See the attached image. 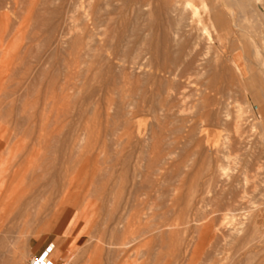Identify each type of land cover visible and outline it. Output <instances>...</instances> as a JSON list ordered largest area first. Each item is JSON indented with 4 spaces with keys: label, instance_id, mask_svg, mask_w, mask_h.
<instances>
[{
    "label": "rangeland",
    "instance_id": "obj_1",
    "mask_svg": "<svg viewBox=\"0 0 264 264\" xmlns=\"http://www.w3.org/2000/svg\"><path fill=\"white\" fill-rule=\"evenodd\" d=\"M162 1L165 2L162 3ZM166 1L169 3L167 6L165 5ZM186 1L0 0V14H6L9 19L8 27L4 33H2L0 27V227L1 230L4 228L9 232L6 236L4 235L5 244L9 241V245L8 243L6 245L8 248L3 250L7 254L3 251L0 252V264H14V255L12 256L9 247L15 246L14 243L17 241L18 245H16L17 249L15 251L20 249V251L16 252L21 253V260L18 264H32L35 260L37 262L50 249H52L50 254L52 260L50 262L53 264H74L76 261L77 264H80V262L83 264H105L106 262L109 264H190L189 259H191L196 246H199L200 249H198L197 254H194V264H264V240L262 239L264 238V0H220L221 2L216 0V5L223 11V17L227 21L228 26L223 44L221 46L218 43L215 44V49L219 46L221 47L218 49H220V54L222 53L221 60L223 63L225 62L223 59L224 55L225 60H228L227 63L221 64L222 68L226 64L224 69H219L222 61L220 63L219 61L216 62L217 64L214 63V49L207 52L209 50H206L205 46L197 47L195 45L191 26H193L192 24L195 25L194 22L196 20L190 19V10H188L189 12L187 10L184 11L183 8ZM198 1L191 0L190 2L196 8L197 6L201 8H197V11L199 10L200 16L206 20V12L204 10H209L213 6V3L211 6L210 2H214V0H205L207 4L205 3L204 5H208L207 9L201 4L202 2ZM170 2L173 4H170ZM95 4H98V6H95ZM170 5L174 6H172L171 11L169 10L171 13H168L169 11L167 12L166 9ZM96 7L98 13L94 11ZM161 8L162 11H160ZM203 8L204 10H202ZM222 8L227 12H224ZM92 11L93 16L98 14V17L95 16L93 19ZM117 11H120V13ZM173 11H176V13ZM184 14L188 23H185L187 21H185ZM101 15L103 18H101ZM99 18L101 19L100 22ZM106 18L107 20L112 18L113 21L107 25V20L106 23L103 22ZM180 18H183V20L185 18V20L183 21ZM94 22H97V24H94ZM189 22H192V24ZM230 22L235 26L230 24ZM184 29H188L187 32ZM135 31L140 32L137 33ZM165 31L170 38L169 42H167L169 56L172 61L178 62L175 67L181 65L183 61L190 58L192 53L195 54L196 52L202 53L200 60H208L205 66L203 60L200 62H203V67L206 69L201 66L202 70L198 69L193 72L191 76L194 73L196 75L191 79H189L191 76L189 78L187 76V81L186 77L177 78L178 73L175 78L173 77L174 75L170 77L169 74H159L156 76L157 88L156 86L154 87V81H151V83L154 82L152 85L150 82L147 83L153 73L150 66V42L154 41V44L158 43L156 45H161ZM189 33H191L190 35L193 39L190 38ZM138 36L139 38H137ZM109 37H111V40ZM232 37L235 38L232 39ZM71 39L75 40V44L80 40L78 42L80 44L77 43L75 45ZM181 39L185 43L183 42L179 46L182 42ZM94 40L96 41L94 42ZM188 41L191 42L188 43ZM190 43H193V45H190ZM225 43L228 50L225 48ZM192 46L195 47L192 48ZM179 50H184V54H187V52L191 54L189 56L185 54V56ZM116 51L120 52L117 53ZM255 52L258 53L256 54ZM125 59H127L128 63ZM172 61H168L167 64L173 68L174 65H171ZM208 64L210 67L212 65V67L210 68ZM228 67L232 69L238 67L240 71L237 74L235 69L232 70ZM227 69H229L228 72ZM225 70L228 74L220 75L222 71V74H225ZM230 70L232 71L230 72ZM109 71L112 73L108 74ZM197 71H200L198 76ZM213 73H217L216 76L218 78ZM109 75L111 79H109ZM227 75L229 76L227 77ZM238 75L239 77H237ZM159 78H161L162 83L158 80ZM206 78L207 80L210 79V81L208 80L210 84L209 91L207 89L208 84L204 83ZM179 79L182 81L180 80V82ZM213 79L214 81H212ZM218 79H221V81L217 83L216 88H213L211 84L214 85L213 82L215 80L218 81ZM222 79L225 81H222ZM222 82H224L223 85L225 86L219 84ZM167 83L170 84L168 85ZM178 83L180 84L178 85ZM159 85L162 86L163 92ZM137 86H144L142 90L146 86L148 89L151 88V91L147 95L145 94L148 91L147 89L144 90V93L143 91L139 93L141 91L137 89L140 90V87ZM204 86L208 93L214 91L213 89L216 90L208 95L203 89V91L201 90V88L205 89ZM86 87H88L87 90H85ZM210 87L212 90H210ZM154 90L156 91L153 96L151 92L153 93ZM206 94L207 99H210L211 102L204 97L206 99L204 103L207 104L206 102H208V107L212 106V108H206L203 104L204 108L201 103L200 96H206ZM142 95L144 100L141 98ZM152 96L155 100H153ZM157 98L158 100L156 101ZM141 99L145 101V104ZM197 99H200V102ZM151 100L152 102H150ZM78 104L79 106L77 107ZM81 105L84 106L82 107ZM240 109H242V113L239 111ZM81 110L82 113L80 112ZM212 110L215 111H213L215 114H213ZM239 114H241L240 117ZM82 115L83 119H81ZM57 116L59 117L57 118ZM165 117L168 118L166 119ZM80 119L81 123L79 122ZM63 120L68 121L71 125ZM164 126L166 131L163 128ZM157 127L161 130L160 132H158ZM190 128L195 130L194 133L190 132ZM127 130H129L128 133L131 136H129ZM157 132L163 134V136ZM153 133H156V137ZM66 134L69 135L67 136ZM177 137L181 138L178 140ZM182 137L187 138L182 139ZM65 139L66 145H64ZM136 143L138 144L136 145ZM193 146L195 147L193 148ZM123 148L127 150L132 148L131 150L134 152ZM81 154L85 155L86 158L90 157L91 160L88 158L90 167H92L94 172L98 171V179L100 181L106 179L107 174L111 172L112 166L116 162H119L120 165L122 164L115 167L116 170L114 169L115 175L120 174L121 176L118 175V179L114 175L116 179L114 182L117 185H115L116 183L113 184L116 187L119 185L122 190L127 188L128 184L132 182V177L136 180L134 182L137 183L138 181V184L146 179L148 181L152 180L151 182L149 181V189L147 188L148 190L146 189L144 192L146 196H141L140 198L145 203H143L145 206L138 205V207L141 209L143 206L146 215L143 218L141 217L143 223L137 224L135 233L131 232L133 239L128 237L130 233H128L129 235H120V231L122 233L123 228L125 229L122 225L128 224L125 221L129 220H126L125 217H128L127 215L130 216L133 210L139 211V209L135 207L132 210V208L130 209L132 206H129V208L125 206L127 209L123 208V202L120 206L117 204L118 202L107 203L105 204V206L108 205L107 210L104 208L105 206L103 208L98 206L101 210L98 209V214H96L98 216L94 218V223L90 226L84 221L83 217L81 221L78 219L80 202L70 201L65 203L62 206L63 208L65 207L64 210L61 207L56 217L51 216L56 204L47 203V201L45 202L41 199L30 204L26 210H23L24 195L28 190L30 191V186L33 185L34 180L31 181L32 175H41V180L45 181L47 168L54 159L69 161L70 164L66 162L68 163V168L70 166L74 168L78 159L75 163L74 160ZM156 154L159 155L158 166L164 168L159 169L157 166L158 169L156 168L154 174L152 167L148 169L150 166L148 167L146 164L148 162L152 163L151 160ZM183 157L184 159H182ZM124 159H127V164L124 163ZM162 160L164 161L162 162ZM168 165H170V168L167 167ZM39 167L44 169L43 174L42 170L35 173L32 172ZM175 167L177 168L174 169ZM118 169L123 174L121 171H117ZM168 169L170 170L169 172ZM148 172L150 175H147ZM133 173L135 176H133ZM3 178L8 181H5L6 183L2 182ZM140 178H143L142 181ZM184 179L185 182L183 181ZM163 180L165 181L163 182ZM174 182L178 184L176 185ZM179 183L182 184V187ZM157 185L160 187L157 188ZM150 190H159V193L157 191L149 192ZM176 190H178L177 194L178 192L181 194L177 195ZM163 193L165 194L163 195ZM193 193L195 195H192ZM186 194L190 195V197L188 198ZM174 196H179L178 199L183 198L179 199V202ZM192 196L194 198L191 201ZM171 199L178 201L177 204L179 205L170 202L173 201ZM160 203L162 206H160ZM184 206H187L186 208L188 209L184 208ZM112 207L115 210L120 208V211H122V208L126 209L123 210V216L120 213L118 217L121 218L114 222L110 216L112 210L109 211L110 208L113 209ZM168 207L173 208L170 209ZM168 209L170 210L168 211ZM173 209L178 212L171 211ZM92 213L93 209L88 207L86 215L90 216ZM106 213H108V216ZM186 213L189 215L186 216ZM102 215L106 217L103 218ZM156 215L157 217H155ZM100 216L102 217L100 218ZM108 218L113 225L117 222V230L120 229L117 232L120 235L119 237L116 234L114 235L117 237L113 236L111 232L113 225H111V222L110 226L105 225V223L109 224V222H106ZM127 219H130V217ZM187 221L191 224L187 227L185 225L188 224L185 223V227L183 226L184 228L182 229V223ZM119 222H125V224L121 225ZM102 223L104 224L102 225ZM166 223L173 225L172 230L176 229L177 231H175L178 233L174 234L172 231L174 235L172 234L169 238L166 235H171V229L168 231L171 228L169 226L167 232H165L166 227L162 229L165 232V236L153 232L156 225L162 226ZM144 226L148 227L143 229ZM92 228H95V230L97 228L96 233ZM138 228L142 229L145 234ZM82 229H86V232L81 241L76 243V230L80 232ZM146 229H148V232L151 230L152 232L148 235ZM250 229L255 232V238L257 239L249 247L239 246L242 245L241 240L245 237V232L250 231ZM189 230L191 234L186 232ZM179 231L184 232L183 235ZM185 233H188L189 236ZM163 236L165 237L164 239H162ZM180 236L182 237L180 238ZM184 236L186 237L183 238ZM157 237H161L160 239L164 240V243L161 244L160 239L158 240ZM13 239L16 240L14 241ZM119 241L126 246L117 247L116 244ZM23 243H27V245L24 246ZM98 244L100 245V250L96 251L94 249ZM183 245L188 247L185 248ZM83 247L86 248L84 249ZM177 247L179 249L182 247L181 249L184 251L182 250L181 253L188 260H184L185 258L178 260L177 254L181 249L178 251ZM86 249L89 253H87ZM81 250L85 251L81 252ZM101 252H103L104 256ZM87 259L88 261L86 262Z\"/></svg>",
    "mask_w": 264,
    "mask_h": 264
},
{
    "label": "bare ground",
    "instance_id": "obj_2",
    "mask_svg": "<svg viewBox=\"0 0 264 264\" xmlns=\"http://www.w3.org/2000/svg\"><path fill=\"white\" fill-rule=\"evenodd\" d=\"M172 1V0H171ZM191 1V0H190ZM189 0H187L185 3H184V11L185 10H190L191 11V20H196L194 23H195V25L194 24H192V22H189V23H191L193 26H191L192 27V30H191V33L193 32V36H194V39H195V45L197 46V47H199V46H205L204 48L206 49V50H209V51H207V52H210V50H212V49H214L213 51H214V63L215 64H217L216 62H218L219 61V63L222 61L221 60V58H222V56H221V54H220V49H218L222 44H223V40H224V38H225V35L227 34V21H225V19H224V17H223V11L218 7V5H216L217 3H216V0H214V2H212L211 0V6H212V3H213V6L212 7H210V5H209V10L206 8V7H208V5L206 6V5H204L206 2H205V0H197L198 2H202L201 4H203V6H205V8L207 9V10H204V8L202 9V10H204L205 12H206V20L203 18V17H201L200 16V14H199V10L197 11V8H199L198 6H197V8H196V6H194V4L192 3V2H190ZM130 2H132V1H130ZM165 2V1H164ZM163 1H162V3H164ZM174 2H175V0H174ZM218 2V1H217ZM219 2H221L220 0H219ZM166 3H168L167 1H166ZM165 3V5L167 6V5H169V3L168 4H166ZM180 3H181V1H180ZM194 3H195V1H194ZM101 4V3H100ZM99 4V5H100ZM128 4V3H127ZM170 4H173V3H171L170 2ZM177 4V3H176ZM179 4V3H178ZM207 4V3H206ZM102 5V4H101ZM100 5V6H101ZM164 5V4H163ZM164 5V6H165ZM175 5V4H174ZM174 5H170V6H168V8L166 9V11L168 12L169 10L171 11V8H173L172 6H174ZM95 6H98V4L96 5L95 4ZM99 6V7H100ZM181 6V5H180ZM202 6V5H201ZM202 6V7H203ZM225 6H226V4H225ZM225 6H224V9H225ZM127 7H128V5H127ZM157 7H158V5H157ZM162 7V6H161ZM169 7H170V9H169ZM176 7H178V6H176ZM93 8V7H92ZM95 8V7H94ZM102 9H103V7H101ZM100 8V9H101ZM117 8V7H116ZM123 8V7H122ZM181 8V7H180ZM179 8V9H180ZM127 9V8H126ZM158 9V8H157ZM159 9H160V7H159ZM175 9H177V8H175ZM199 9H201V8H199ZM223 9V8H222ZM223 9V10H224ZM112 10H114V9H112ZM228 10V9H227ZM230 10V9H229ZM94 11H96L97 12V7H96V10H94ZM115 11V10H114ZM113 11V12H114ZM122 11V10H121ZM160 11H162V8H161V10ZM168 12V13H171V12ZM178 11V10H177ZM180 11V10H179ZM184 11H183V13H184ZM186 11V13H188ZM226 10H224V12H225ZM118 12V11H117ZM117 12H115V13H117ZM174 12V11H173ZM227 12V11H226ZM98 13V12H97ZM97 13H95V14H97ZM101 13V12H100ZM118 13H120V11L118 12ZM122 13V12H121ZM129 13V12H128ZM158 13V12H157ZM166 13V12H165ZM167 13V14H168ZM174 13H176V11L174 12ZM179 13V12H178ZM182 13V12H181ZM202 13H204L203 11H202ZM107 14V13H106ZM151 14V13H150ZM159 14V13H158ZM161 14V13H160ZM167 14H165V15H167ZM180 14V13H179ZM87 15V14H86ZM98 15V14H97ZM97 15H94L93 16V11H92V16H93V19H94V17L95 16H97ZM111 15L113 16V14L111 13ZM111 15H109V16H111ZM120 15V14H119ZM124 15V14H123ZM163 15V14H162ZM102 16V15H101ZM111 16V17H112ZM116 16H118V15H116ZM182 16V15H181ZM187 16H188V18H189V15L187 14ZM231 16V15H230ZM98 17V16H97ZM100 17V16H99ZM179 17H180V15H179ZM184 17H185V14H184ZM101 18H103V16L101 17ZM114 18V17H113ZM186 18V17H185ZM185 18H184V20H185ZM227 18H228V16H227ZM124 19V18H123ZM181 19V18H180ZM234 19H236V18H234ZM0 27H1V29H2V33H4L5 32V30L7 29V27H8V17H7V15L6 14H4V15H2V13L0 14ZM100 18H99V22H100ZM105 21H103V22H105L106 23V20H107V18L106 19H104ZM181 20H183V18L181 19ZM181 20H180V22H181ZM183 20V21H184ZM227 20H229V19H227ZM93 21H95V20H93ZM113 20H112V18H108V20H107V25L108 24H110L111 22H112ZM127 21V20H126ZM157 21V20H156ZM185 21H187V18H186V20ZM118 22V21H117ZM121 22V21H120ZM166 22V21H165ZM179 22V23H180ZM234 22V21H233ZM159 23V22H158ZM182 23V22H181ZM185 23H188V21L187 22H185ZM185 23L183 22V24L185 25ZM94 24H97V22H94ZM118 24V23H117ZM124 24H125V21H124ZM230 24H233V23H231L230 22ZM122 25V24H121ZM182 25V24H181ZM180 25V26H181ZM183 25V26H184ZM234 25V24H233ZM179 26V27H180ZM190 26V25H189ZM235 26V25H234ZM233 26V27H234ZM113 27V26H112ZM121 27V26H120ZM123 27V26H122ZM124 27H126V26H124ZM131 27V26H130ZM138 27V26H137ZM182 27V26H181ZM101 29V28H100ZM106 29V28H105ZM113 29V28H112ZM112 29H111V32H112ZM180 29V28H179ZM181 29H183V28H181ZM234 29V28H233ZM122 30H124V28H122ZM184 30H186L185 32H187V30L188 29H184ZM228 30H229V32H230V29L228 28ZM232 30V29H231ZM125 31V30H124ZM123 31V32H124ZM142 31V30H141ZM181 31H183V30H181ZM133 32V31H132ZM132 32H131V34H132ZM135 32H137V31H135ZM135 32H134V34H135ZM138 32H140V31H138ZM137 32V33H138ZM143 32V31H142ZM154 32H156V31H154ZM236 32V31H235ZM117 33V32H116ZM125 33V32H124ZM191 33H189L188 35H190ZM232 33V32H231ZM102 34V33H101ZM106 34V33H105ZM186 34V33H185ZM233 34H234V32H233ZM233 34H231V35H233ZM236 34V33H235ZM5 35V34H4ZM125 35V34H124ZM139 35V34H138ZM144 35V34H143ZM155 35V34H154ZM164 37H163V40L161 41L162 42V44L161 45H156V44H158V43H156V44H154L153 42L154 41H151L150 42V52H149V54H150V57H151V61H150V66H151V69L153 70V73H152V75L149 77V79H150V81L148 80L147 81V83L148 82H150L151 83V81H154L155 82V85H154V87L156 86L157 88H158V85H156V76H158L159 74L161 75V74H169L170 75V77L171 76H173L174 78H175V76H177V73H178V76H177V78H184V77H186L187 78V76H188V78L191 76V74L193 73V72H196V70H202V67H203V62L202 63H200L202 60L204 61V66H205V64H207V60L205 61L204 59H202V60H200L199 58H202L201 56V54H199V52L196 54H194V53H188L187 52V54H188V56L190 55V58L189 59H187L186 61H183V63L181 64V65H179L178 67H175V66H177V65H175L176 63L178 64V62H174V61H172L171 60V58H170V56H169V51H168V45H167V42H169L168 40L170 39L169 38V36H168V34L166 33V31L164 32ZM183 35V34H182ZM229 35H230V33H229ZM237 35V34H236ZM108 36V35H107ZM136 36V35H135ZM186 36V35H185ZM86 37V36H85ZM84 37V38H85ZM101 37H103V36H101ZM116 37V36H115ZM132 37V36H131ZM145 37H146V35H145ZM183 38H184V36H182ZM188 37V36H187ZM228 37V36H227ZM226 37V38H227ZM236 37V36H235ZM234 37V38H235ZM75 38V37H74ZM81 38V37H80ZM79 38V39H80ZM83 38V39H84ZM111 37H109V39H110ZM137 38H139V36L137 37ZM143 38H144V36H143ZM153 38V37H152ZM190 38H191V35H190ZM233 37H232V39H234ZM236 38H238V37H236ZM161 39H162V37H161ZM191 39H193V38H191ZM230 40H232L231 38H229ZM72 40V39H71ZM101 40V39H100ZM111 40V39H110ZM180 40V39H179ZM190 40V39H189ZM237 40V39H236ZM238 40H240V39H238ZM73 41V40H72ZM71 41V42H72ZM77 41V40H76ZM96 40H94V42H95ZM118 41V40H117ZM138 43H139V41L138 40H136ZM141 41V40H140ZM181 43L179 44V46L180 45H182V43L184 42L183 41V39H181ZM186 41V40H185ZM1 42V41H0ZM74 42V44H75V40L73 41ZM78 42H80V40H78L77 42H76V44L78 43ZM122 42V41H121ZM175 42V41H174ZM189 42H191V41H188V43ZM240 42V41H239ZM83 43V42H82ZM82 43H81V45H82ZM185 43V42H184ZM216 43H218V44H220V46L217 48L218 49V51H217V49H215V44ZM75 44V45H76ZM78 44H80V43H78ZM86 44V43H85ZM118 44H119V41H118ZM121 44V43H120ZM160 44V43H159ZM171 44H173V43H171ZM217 44V45H218ZM233 44V43H232ZM74 45V46H75ZM115 45H117V44H115ZM190 45H193V43H190ZM238 45H239V43H238ZM3 46V45H2ZM86 46V45H85ZM96 46V45H95ZM149 46V45H148ZM183 46H185L184 44H183ZM231 46V45H230ZM97 47V46H96ZM125 47V46H124ZM189 47H191V46H189ZM195 46H192V48H194ZM235 47V46H234ZM101 48V47H100ZM184 48V47H183ZM221 48V47H220ZM225 48L227 49V46H226V43H225ZM229 48V47H228ZM204 49V50H205ZM116 50V49H115ZM130 50V49H129ZM180 50H182L181 48H180ZM179 50V52H181L182 54H184V50H185V48H184V50L183 51H180ZM195 50V49H194ZM224 50V49H223ZM228 50V49H227ZM67 51V50H66ZM175 51H178V50H175ZM193 51V50H192ZM96 52V51H95ZM117 52V51H116ZM118 52H120V51H118ZM117 52V53H118ZM126 52H128V51H126ZM125 52V53H126ZM131 52V51H130ZM227 52V51H226ZM124 53V54H125ZM133 53V52H132ZM256 53V52H255ZM258 53V52H257ZM256 53V54H257ZM97 54V53H96ZM186 54V53H185ZM184 54V55H185ZM186 54V55H187ZM194 54V55H193ZM105 55V54H104ZM126 55V54H125ZM185 55V56H186ZM171 56H172V54H171ZM175 57H176V55H174ZM192 56V57H191ZM252 56V55H251ZM79 57V56H78ZM122 57H123V55H122ZM130 57H132L131 55H130ZM205 57V56H204ZM224 57H225V55H224ZM223 57V59H224V61L227 63V61L225 60V58ZM257 57H258V55H257ZM259 58V57H258ZM108 60V59H107ZM184 60V59H183ZM125 61H127V59H125ZM168 61H172V63H171V65H174V69L172 68V67H169V65L167 64V62ZM210 61H211V59H210ZM97 62V61H96ZM181 62V61H180ZM179 62V63H180ZM206 62V63H205ZM209 62V61H208ZM224 62V63H225ZM93 63V62H92ZM127 63H128V61H127ZM200 63V64H199ZM209 63H211V62H209ZM223 63V61L220 63V68L218 67V65H216L219 69H221L222 67V65L224 64ZM264 63V62H263ZM95 65H96V63H94ZM222 64V65H221ZM183 65V66H182ZM212 65H213V60H212ZM212 65H211V67H212ZM226 65V64H225ZM224 65V66H225ZM202 66V67H201ZM208 66H209V64H208ZM224 66H223V68L222 69H224ZM233 66V65H232ZM109 67V66H108ZM111 67V66H110ZM198 67H201V68H198ZM210 67V66H209ZM208 67V68H209ZM210 67V68H211ZM179 68V69H178ZM197 68V69H196ZM204 68V67H203ZM228 68H230V69H232L231 67H228ZM204 69H206V68H204ZM216 69V68H215ZM234 69L236 70V72H237V74H238V71H240L239 69H238V67H234ZM234 69H232V70H234ZM108 70H110V69H108ZM107 70V71H108ZM217 70V69H216ZM232 70H230V72L232 71ZM111 71V70H110ZM108 72V74L109 73H112V72ZM218 71V70H217ZM229 71V69H227V72ZM200 71H197V76H198V73H199ZM203 72V71H202ZM212 72V71H211ZM221 72V71H220ZM220 72H218V73H220ZM223 72V71H222ZM222 72L220 73V75H226V74H228L227 72H226V70H225V74H222ZM233 72H235V71H233ZM107 73V72H106ZM202 74V73H201ZM213 74H215V73H213ZM217 74V73H216ZM216 74H215V76H216ZM98 75V74H97ZM196 74L194 73V75L193 76H195ZM219 75V74H218ZM219 75V76H220ZM78 76V75H77ZM193 76H191L189 79H191ZM221 76V77H222ZM229 75H227V77H228ZM109 77H110V75H109ZM225 77V76H224ZM223 77V78H224ZM237 77H239V75L237 76ZM174 78H173V80H174ZM185 78V79H186ZM188 78L186 79V81L188 80ZM216 78H218L217 76H216ZM220 78V77H219ZM232 78V77H231ZM109 79H111V77L109 78ZM161 78H159L158 80H160ZM225 80H226V78H224ZM229 79V78H228ZM235 79H237V78H235ZM176 80V79H175ZM181 79H179V81H180ZM209 81H210V79H208ZM208 80H207V78H206V80L204 81V83H207L208 84V86H207V89L209 88V82H208ZM225 80H223L222 79V81H225ZM87 81V80H86ZM142 81V80H141ZM161 81V80H160ZM178 81V80H177ZM182 81V80H181ZM180 81V82H181ZM212 81H214V79L212 80ZM211 81V82H212ZM219 81H221V79H218V81H216L215 80V82H213L214 83V85L213 84H211L212 86H213V88L217 85V83L219 82ZM89 82V81H88ZM154 82H152V83H154ZM240 82V81H239ZM152 83H151V85H152ZM161 83H162V81H161ZM164 83V82H163ZM203 83V84H204ZM223 83L224 82H222V83H219V84H222L223 85ZM225 83H227V82H225ZM90 84V83H89ZM88 84V85H89ZM168 84V83H167ZM170 84V83H169ZM168 84V85H169ZM175 84V83H174ZM180 83H178V85H179ZM206 84V85H207ZM168 85H167V87H168ZM231 85V84H230ZM78 86V85H77ZM176 86V85H175ZM202 86V85H201ZM200 86V87H201ZM223 86H225V85H223ZM222 86V87H223ZM83 87H84V85H83ZM137 87H140V90L139 89H137L138 91H141V92H139V93H142V91H143V93H144V90L145 89H147L148 91L145 93L146 95L147 94H149L150 93V89H148V87H146L145 86V89H143L142 90V88H144V86L143 87H141V86H137ZM149 87H150V85H149ZM159 87H161V91H162V86H160L159 85ZM179 87V86H178ZM205 87V86H204ZM217 87H219V86H217ZM87 88L88 87H86V89L85 90H87ZM91 88V87H90ZM153 88V87H152ZM170 88H171V86L168 88L169 90H170ZM211 88V87H210ZM216 88V87H215ZM224 88V87H223ZM167 89V90H168ZM183 89H185V88H183ZM204 90L205 92H207V89H206V87H205V89L204 88H201V90ZM221 89V88H220ZM158 90H160V89H158ZM175 90V89H174ZM177 90V89H176ZM182 90V89H181ZM202 90V91H203ZM210 90H212V88L210 89ZM214 91H212V92H215V90L216 89H213ZM217 90H218V88H217ZM114 91V90H113ZM155 91L156 90H154L153 91V93L151 92V94L153 95L154 93H155ZM166 91V90H165ZM208 91H209V89H208ZM149 92V93H148ZM159 93H160V91H158ZM163 92V91H162ZM180 92V91H179ZM211 92V93H212ZM182 93V92H181ZM199 93H201L202 94V92L201 91H199ZM208 93V92H207ZM211 93H208V95L209 94H211ZM118 94H120V93H118ZM122 94V93H121ZM161 94V93H160ZM123 95V94H122ZM156 95V94H155ZM163 95V94H162ZM203 95H205V94H203ZM203 95H201L200 96V99H201V103H202V105L204 104L205 106H206V108L209 106V104H208V102H206L207 104H205L204 103V100H206L207 99V94H206V96H203ZM84 96V95H83ZM87 96V95H86ZM154 96V95H153ZM153 96H152V98H153ZM164 96V95H163ZM198 96V95H197ZM196 96V97H197ZM90 97V96H89ZM141 97V96H140ZM158 97V96H157ZM162 97V96H161ZM161 97H160V99H161ZM181 97V96H180ZM199 97V96H198ZM204 97H206V99L204 98ZM209 97V96H208ZM85 98V97H84ZM122 98V97H121ZM141 98H143V95H142V97ZM151 98V97H150ZM156 98V97H155ZM163 98V97H162ZM202 98H204V99H202ZM209 98H211V97H209ZM81 99V98H80ZM86 99H88V98H86ZM145 99H147L146 97H145ZM166 99V98H165ZM199 99V100H200ZM82 100V99H81ZM89 100V99H88ZM142 100V99H141ZM140 100V101H141ZM143 100H144V98H143ZM142 100V101H143ZM153 100H155L154 98H153ZM158 100V98L156 99V101ZM162 100V99H161ZM167 100H168V98H167ZM198 100V99H197ZM198 100V102H200ZM203 100V101H202ZM212 100V99H211ZM74 101H76V100H74ZM165 101V100H164ZM207 101H210V99L208 100L207 99ZM81 102V101H80ZM79 102V103H80ZM144 102V104H145V101H143ZM150 102H152V100L150 101ZM149 102V103H150ZM162 102V101H161ZM167 102V101H166ZM211 102V101H210ZM209 102V103H210ZM213 102V101H212ZM126 103V102H125ZM127 103H129V102H127ZM135 103H136V101H135ZM215 103V102H214ZM214 103H213V105H214ZM75 104H76V102H75ZM74 104V105H75ZM80 104H82V103H80ZM151 104V103H150ZM211 104V103H210ZM116 105V104H115ZM129 105V104H128ZM136 105V104H135ZM152 105V104H151ZM204 105H203V107H204ZM212 105V104H211ZM215 105H216V103H215ZM79 106V104L77 105V107ZM82 106V105H81ZM80 106V107H81ZM84 106V105H83ZM82 106V107H83ZM124 106V105H123ZM76 107V106H75ZM119 107V106H118ZM202 107V108H203ZM211 108H212V106H210ZM210 107H208V108H210ZM214 107V106H213ZM62 108V107H61ZM117 108V107H116ZM119 108H121V107H119ZM123 108V107H122ZM197 108H200V107H197ZM205 108V107H204ZM242 108V107H241ZM124 109V108H123ZM201 109V108H200ZM58 110H59V108H58ZM166 110V109H165ZM206 110V109H205ZM215 110V109H214ZM214 110H212V112L214 111ZM242 109H240L239 111L242 113V111H241ZM182 111V110H181ZM207 111H209V110H207ZM62 112H64V111H62ZM81 113H82V110L80 111ZM123 112V111H122ZM210 112H211V110H210ZM209 112V113H210ZM215 112V111H214ZM213 112V114H215ZM217 112V111H216ZM75 113V112H74ZM84 113H85V111H84ZM83 113V114H84ZM125 113V112H124ZM130 113V112H129ZM144 113V112H143ZM207 113V112H206ZM205 113V114H206ZM64 114V113H63ZM76 114V113H75ZM119 114V113H118ZM220 114V113H219ZM58 115L60 116V114L58 113ZM73 115V114H72ZM116 115V114H115ZM124 115V114H123ZM137 115H138V113H137ZM207 115H208V113H207ZM59 116H57V118L59 117ZM64 116V115H63ZM119 116V115H118ZM139 116V115H138ZM210 116V115H209ZM215 116V115H214ZM241 116V114H239V117ZM72 117V116H71ZM80 117H81V115H80ZM117 117V116H116ZM115 117V118H116ZM61 118V117H60ZM166 118V117H165ZM168 118V117H167ZM166 118V119H167ZM66 119V118H65ZM72 119V118H71ZM78 119V118H77ZM81 119H83V115H82V118ZM81 119L79 120V122L81 123ZM113 119V118H112ZM117 119V121H118V117L116 118ZM123 119V118H122ZM165 119V120H166ZM67 120V119H66ZM66 120H63V121H66ZM124 120V119H123ZM186 120V119H185ZM185 120H184V123H185ZM63 121H62V123H63ZM73 121V120H72ZM125 121V120H124ZM67 123H69L68 121H66ZM78 122V123H79ZM111 122V121H110ZM132 122V121H131ZM164 122H166V121H164ZM170 122H172V121H170ZM180 122H182V121H180ZM58 123V122H57ZM60 123V122H59ZM116 123V122H115ZM124 123V122H123ZM129 123V122H128ZM133 123V122H132ZM160 123V122H159ZM72 124H73V122H72ZM109 124H111V123H109ZM118 124V123H117ZM69 125H71L70 123H69ZM80 125V124H79ZM128 125V124H127ZM81 126V125H80ZM109 126H111V125H109ZM120 126V125H119ZM119 126H117V128H119ZM184 126V125H183ZM113 127V126H112ZM126 127H128V126H126ZM132 127V126H131ZM130 127V128H131ZM135 127H137V126H135ZM186 127V126H185ZM188 127V126H187ZM79 128V127H78ZM77 128V129H78ZM121 128H123V127H121ZM161 129H162V127H160ZM164 128V130H165V126L163 127ZM167 128V127H166ZM179 128V127H178ZM177 128V129H178ZM180 128H181V126H180ZM193 128V127H192ZM124 129V128H123ZM128 129V128H127ZM141 129V128H140ZM157 129H158V127H157ZM156 129V130H157ZM174 129V128H173ZM182 129V128H181ZM191 129V128H190ZM159 130V131H158ZM157 131L158 132H160L161 130L160 129H158ZM172 130V129H171ZM183 130H184V128H183ZM187 130H188V128H187ZM128 131L129 130H127V133H128ZM152 131V130H151ZM166 131V130H165ZM174 131H175V129H174ZM189 131V130H188ZM192 131V132H191ZM194 131L195 130H190V132L191 133H194ZM138 132V131H137ZM153 132V131H152ZM157 132V133H158ZM180 132V131H179ZM186 132V131H185ZM189 132V134L191 135V133ZM124 134H125V132H123ZM161 133H163V132H161ZM129 134V136H131L130 135V133H128ZM133 134V133H132ZM135 134V133H134ZM141 134V133H140ZM154 134V133H153ZM156 134V133H155ZM154 134V136L156 137V135ZM158 134H160V133H158ZM158 134H157V136H158ZM165 134V133H164ZM67 136L69 135V134H66ZM160 135H162L163 136V134H160ZM188 135V134H187ZM138 136V135H137ZM144 136V135H143ZM120 138H121V136H119ZM134 137H136V136H134ZM133 137V138H134ZM63 138H64V135H63ZM139 138V137H138ZM138 138H136V139H138ZM153 138V137H152ZM164 138V137H163ZM179 138H181V137H179ZM179 138L177 137V139L179 140ZM187 138V137H186ZM186 138H183L182 137V139H186ZM118 139V138H117ZM123 139H125V138H123ZM130 139V138H129ZM132 139V138H131ZM135 139V140H136ZM133 140V139H132ZM70 141V140H69ZM131 141V140H130ZM65 142V143H64ZM63 143H64V145H66L67 143H66V139H65V141H64ZM125 142H127V141H125ZM133 142V141H132ZM161 142V141H160ZM134 143V142H133ZM180 143V142H179ZM72 144V143H71ZM128 144V143H127ZM138 143H136V145H137ZM166 144V143H165ZM201 144V143H200ZM180 145V144H179ZM72 146V145H71ZM73 146H75V145H73ZM85 146V145H84ZM116 146V145H115ZM140 146V145H139ZM196 146V145H195ZM195 146H193V148L195 147ZM86 147V146H85ZM122 147V146H121ZM123 147H125V146H123ZM128 148H130L131 147V145H130V147L129 146H127ZM137 147V146H136ZM67 148V147H66ZM68 148H70L69 146H68ZM177 148V147H176ZM175 148V149H176ZM204 148H206V147H204ZM124 149V148H123ZM126 149V148H125ZM124 149V150H125ZM132 149V148H131ZM131 149H128V150H131ZM152 149V148H151ZM150 149V150H151ZM189 149H191V148H189ZM200 149V148H199ZM66 150V149H65ZM67 150H69V149H67ZM85 150H87L86 148H85ZM90 150H92V149H90ZM89 150V151H90ZM127 150V149H126ZM127 150V151H128ZM153 150V149H152ZM151 150V151H152ZM177 150V149H176ZM72 151H74V150H72ZM132 152H134L133 150H131ZM158 151H159V148H158ZM181 151H184V150H181ZM154 152V151H153ZM160 152V151H159ZM188 152V151H187ZM191 152V151H190ZM61 153H62V150H61ZM67 153V152H66ZM71 153V152H70ZM124 154V153H123ZM184 154V153H183ZM189 154V153H188ZM60 155V154H59ZM71 155H72V153H71ZM136 156H137V154H135ZM139 155V154H138ZM154 155V154H153ZM167 155V154H166ZM187 155V154H186ZM128 156H129V153H128ZM140 156V155H139ZM159 155H155V156H153V159L151 160L152 161V163L151 162H148V164H146V166L148 165V169H150L151 167H152V169H153V173L156 171V168H157V166H158V162H159V157H158ZM180 156V155H179ZM187 156H189V155H187ZM135 157V156H134ZM134 157H133V159H134ZM67 158H68V156H67ZM89 159H90V157H88ZM88 158H86L85 157V155H83V154H81V155H79V157L78 158H76L75 160H74V163L76 162V160H77V163H76V165H75V167L74 168H72V166H70V168H68V163H69V161H66V162H68V163H66L65 161H64V159L62 160H58V159H54V161L52 162V163H50L49 164V167L47 168V173H46V175H47V178H46V180L44 181V180H41V178L42 177H40V176H33L32 175V177H31V181L32 180H34L33 181V185H31L30 186V191L28 190V192L27 193H25V199H24V201L22 202V206L24 207L23 208V210H26L29 206H30V204H32V203H35V202H37L38 200H44L45 202L47 201V203H55L56 205H55V209H54V211L52 212V217H56L57 216V214H58V212H60L59 210H60V208L65 204V203H67V202H75V203H79L80 202V204H79V207H78V212H79V217H78V219L81 221L82 220V217L84 218V221L87 223V224H89V226L91 225V224H93L94 223V218L95 217H97L96 216V214H98L97 212H98V209H99V207L98 206H102V208H103V206H105V204H107V203H109L110 204V202L112 203V202H118L117 204H119V206L121 205V203L123 202V205H122V207L123 208H126L125 206H128L127 208H129V206H132V207H130V209L132 208V210L135 208V207H138V205H143V203L144 202H142V200L140 199L141 198V196H146V195H144V192L146 191V189L149 187V181H148V179H144L145 181H142V179L143 178H140L141 179V181H142V183H140V184H138V181H137V183L136 182H134V181H136V180H134V177H132V178H130V179H132V182L131 183H129L128 184V186H127V188H125V189H120V187H119V185H118V187H116V186H114L113 184L114 183H116V182H114V181H116V179L115 178H118L119 179V177H118V175L119 176H121L120 174H117V176L115 175L116 173H115V171H114V169L116 170V168L115 167H117L118 165H120V163L118 162H116V164L114 165V166H112V170H111V172L109 173V174H107V176H106V179H103V180H101L100 181V179H98V174L99 173H97V172H94L93 171V169H92V167H90V161H89V159ZM114 158V157H113ZM149 158V157H148ZM176 158V157H175ZM185 158H187V157H185ZM189 158H190V156H189ZM70 159V158H69ZM117 159V158H116ZM119 159H121V158H119ZM162 159H163V156H162ZM182 159H184V157L182 158ZM91 160V159H90ZM121 160H123V159H121ZM139 160H140V158H139ZM165 160V159H164ZM164 160H162V162L164 161ZM186 160V159H185ZM112 161V160H111ZM129 161V160H128ZM181 161V160H180ZM70 162H71V159H70ZM73 162V161H72ZM166 162V161H165ZM183 162V161H182ZM115 163V162H114ZM124 163L125 164H127L128 162H127V159H124ZM170 164H171V162H169ZM176 163H177V161H176ZM179 163H181V162H179ZM188 163V162H187ZM70 164V163H69ZM113 164V163H112ZM150 164V165H149ZM160 164H161V162H160ZM168 164V163H167ZM122 165V164H121ZM120 165V166H121ZM129 165V164H128ZM174 165V164H173ZM177 165V164H176ZM134 166V165H133ZM145 166V167H146ZM164 166V165H163ZM170 165H168L167 167L168 168H170L169 167ZM178 166H179V164H178ZM177 166V167H178ZM207 166V165H206ZM135 167V166H134ZM161 166H158V168L159 169H162V168H164V167H161ZM166 167V166H165ZM173 167V166H172ZM177 167H175L174 169H176ZM72 168V169H71ZM111 168V167H110ZM146 168V170H148ZM157 168V169H158ZM204 168V167H203ZM209 168V167H208ZM167 169V168H166ZM172 169V168H171ZM205 169V168H204ZM39 170H42L41 172H42V174H43V170L44 169H42L41 167H39V168H37V169H35V170H33L32 172L33 173H35V172H37V171H39ZM178 170V169H177ZM176 170V171H177ZM190 170V169H189ZM49 171H51V172H49ZM102 171H104V170H102ZM117 171H121V170H117ZM149 171V170H148ZM159 171V170H158ZM164 171V170H163ZM170 170L168 169V172H169ZM99 172H101V171H99ZM105 172H106V170H105ZM150 172V171H149ZM149 172H148V174L147 175H150L149 174ZM174 172H175V170H174ZM193 172V171H192ZM191 172V173H192ZM104 173V172H103ZM107 173V172H106ZM119 173V172H118ZM121 173L123 174V172L121 171ZM181 173V172H180ZM189 173V172H188ZM134 174V173H133ZM141 174V173H140ZM155 174V173H154ZM116 177H115V176ZM159 175V174H158ZM168 175V174H167ZM190 175V174H189ZM133 176H135V174L133 175ZM140 176H143V175H140ZM139 176V177H140ZM152 176H153V174H152ZM160 176L162 177V175L160 174ZM178 176H179V174H178ZM182 176V175H181ZM115 177V178H114ZM180 177V176H179ZM185 177H187V176H185ZM200 177H202V176H200ZM204 177V176H203ZM5 178V177H4ZM3 178V179H4ZM33 178V179H32ZM155 178H156V176H155ZM2 179V180H3ZM117 179V180H118ZM122 179V178H121ZM136 179H137V177H136ZM164 179V178H163ZM1 180V181H2ZM154 180V179H153ZM5 181H8V180H3L2 182H4V183H6ZM119 181V180H118ZM152 181V180H151ZM150 181V182H151ZM165 180H163V182H164ZM175 181V180H174ZM184 182H185V179L183 180ZM168 182V181H167ZM180 182V181H179ZM174 183H176V185L178 184L177 182H174ZM187 183H188V180H187ZM167 184V183H166ZM180 184V183H179ZM115 185H117V183L115 184ZM155 187H156V185H154ZM158 187L157 188H159L160 186L159 185H157ZM167 186V185H166ZM175 186V185H174ZM180 186L182 187V184H180ZM180 186H179V188H180ZM185 186V185H184ZM171 187V186H170ZM122 188V187H121ZM165 188V187H164ZM195 188V187H194ZM149 189V188H148ZM147 189V190H148ZM151 189V188H150ZM153 189V188H152ZM190 189V188H189ZM196 189V188H195ZM163 190V189H162ZM165 190V189H164ZM167 190V189H166ZM179 190H181V189H179ZM153 192H156L157 191V193H159V190H152ZM151 190L149 191V192H152ZM173 191V190H172ZM177 191L178 190H176V194H177ZM185 191V190H184ZM148 191H147V193H149ZM161 192V191H160ZM170 192V191H169ZM165 193H166V191H165ZM165 193H163V195L165 194ZM172 193V192H171ZM179 193L180 192H178V194L177 195H179ZM192 193V192H191ZM150 194V193H149ZM169 194V193H168ZM181 194V193H180ZM188 194V193H187ZM186 194V195H187ZM152 195V194H151ZM160 195V194H159ZM162 195V194H161ZM176 195V196H177ZM192 195H195L194 193L192 194ZM204 195V194H203ZM23 196V197H24ZM148 196H150V195H148ZM188 196V198L190 197V195H187ZM154 197H155V195H154ZM179 197V196H178ZM178 197H175L174 196V198L177 200L178 199ZM181 197V196H180ZM143 198H145V197H143ZM147 198H150V197H147ZM162 198V197H161ZM183 197H181V198H179V199H182ZM192 198H194V196H192L191 197V201H192ZM146 199V198H145ZM174 199V200H175ZM178 199V200H179ZM196 199H198V198H196ZM153 200V199H152ZM158 200V199H157ZM171 200H173V199H171ZM170 201V202H172V203H174L175 205L178 203V201ZM184 200V199H183ZM182 200V202H184ZM57 201V202H56ZM145 201V200H144ZM163 201H165L164 199H163ZM202 201H203V199H202ZM179 202H180V200H179ZM194 202V201H193ZM124 203H126V204H124ZM159 203V202H158ZM195 203V202H194ZM193 203V204H194ZM198 203V202H197ZM100 204V205H99ZM145 204V203H144ZM163 204V203H162ZM193 204H191V205H193ZM199 204H200V202H199ZM198 204V205H199ZM114 205V204H113ZM172 205V204H171ZM171 205H169V206H171ZM177 205H179V204H177ZM187 205V204H186ZM197 205V206H198ZM73 206V205H72ZM77 206V205H76ZM108 206V205H107ZM107 206H105L104 208L107 210L108 209V207ZM143 206H145V205H143ZM143 206H142V208L140 209L139 207H138V209H139V211H134V213H133V211L131 212V214H130V216L129 215H127L128 217H130V219H127L128 217H125V219L126 220H129V221H125V222H128V224L127 225H122V224H125V222L124 223H120L123 227H125V229L123 228V230H122V233H121V231H120V235H126V234H128V233H130V235L128 236V237H130V239H133L132 237H131V234L133 233H135V230H136V227H137V224H140L141 222L143 223V220L141 221V219L143 218V216H145L146 214L144 213V208H143ZM157 206V205H156ZM160 206H162L161 205V203H160ZM168 206V205H167ZM166 206V207H167ZM188 206V205H187ZM186 206V207H187ZM88 207H90V209H93V213H92V215H86V212H87V209H88ZM114 207V206H113ZM112 207V208H113ZM121 207V208H122ZM176 207V206H175ZM185 206H184V208H186ZM63 208V207H62ZM65 208V207H64ZM64 208H63V210H64ZM68 208V207H67ZM122 208V211H120V208H117L115 211L113 210V209H109V211L110 210H112V212L110 213V216H111V219L113 220V222L114 221H117V219L119 220L120 218L118 217V215L120 214V215H122V213H123V210H126V209H123ZM168 208H170V209H172L171 207H168ZM179 208V207H178ZM72 209H73V207H72ZM74 209H75V207H74ZM77 209V208H76ZM104 209V210H105ZM138 209H136V210H138ZM162 209H164L163 207H162ZM161 209V210H162ZM170 209H168V211L170 210ZM177 209V208H176ZM186 209H188V208H186ZM198 209V208H197ZM62 210V211H63ZM99 210H101V209H99ZM103 210V209H102ZM154 210V209H153ZM152 210V211H153ZM167 210V209H166ZM72 211V210H71ZM155 211V210H154ZM171 211H173V212H175L174 211V209L173 210H171ZM101 212H105V211H101ZM176 212H178V211H176ZM183 212H184V210H183ZM70 213H72V212H70ZM99 213H100V211H99ZM179 213H180V211H179ZM190 213V212H189ZM196 213V212H195ZM194 213V214H195ZM187 214V213H186ZM199 214H200V212H199ZM86 215V217H84ZM105 215V214H104ZM106 215L108 216V213H106ZM189 214H187L186 216H188ZM198 215V214H197ZM103 216V215H102ZM102 216H100V218L102 217ZM123 216V215H122ZM124 216H126V215H124ZM148 216H151V215H148ZM154 216V215H153ZM159 216V215H158ZM164 216V215H163ZM200 216V215H199ZM104 217H106V216H103V218ZM142 217V218H141ZM155 217H157V215L155 216ZM166 217V216H165ZM168 217V216H167ZM102 218V219H103ZM50 220V219H49ZM96 220V219H95ZM103 220H105V219H103ZM99 221V220H98ZM121 221V220H120ZM167 221H168V219H167ZM190 222H191V220H189ZM194 221V220H193ZM102 222V221H101ZM106 222H109V224H107V223H105V225L106 226H110V224L112 223V221L111 220H109V218H108V221H107V219H106ZM111 222V223H110ZM145 222V221H144ZM164 222V221H163ZM181 222V221H180ZM171 223V222H170ZM179 223V222H178ZM185 223H187L188 225H185ZM192 223V222H191ZM191 223H188V221L187 222H184V223H182V229L185 227V226H189ZM104 223H102V225H103ZM120 224H119V226H120ZM150 224V223H149ZM156 224V223H155ZM161 224V223H160ZM7 225H9V224H7ZM94 225H96V224H94ZM104 225V226H105ZM111 225H113V223L111 224ZM185 225V226H184ZM256 225V224H255ZM3 226V225H2ZM89 226H86V227H89ZM106 226H105V228H106ZM163 226H164V228H163ZM168 226L169 227H171V228H169V230L168 231H170V229H171V235H168V234H166L167 236H169V238L172 236V234L174 233H178V232H176L177 230L176 229H173L172 230V226H171V224L169 225L168 223H166V224H164V225H162V226H158V225H156V227H154V230H153V232H156L155 234H161V236L162 235H164L165 234V232H167V228H168ZM175 226V225H174ZM184 226V227H183ZM8 227H10V226H8ZM97 227V226H96ZM100 227V226H99ZM117 227H118V224H117V222H115L114 223V225H113V227H112V233H113V236H116V235H118L117 234V232H119V230H117ZM138 227H139V225H138ZM148 226H144L143 227V229L144 228H147ZM165 227H166V231L164 232V230L162 231V229H165ZM249 227H251V226H249ZM120 228V227H119ZM153 228V227H152ZM151 228V229H152ZM175 228V227H174ZM180 228V227H179ZM3 230H1V227H0V231H2L1 232V234H0V252L1 251H3L4 249H6V248H8L6 245H7V243H8V245H9V241L5 244V240H4V237L6 236V234H8L9 232L7 231V230H5L4 228H2ZM86 229H88V228H86ZM86 229H82L80 232H79V230H76V233H75V237H76V243H79L80 241H81V238L84 236V234H85V232H86ZM93 229V228H92ZM139 229V228H138ZM150 229V230H151ZM181 229V230H182ZM251 229H252V227H251ZM251 229H250V231H246L245 233H246V235H245V237L241 240V244L242 245H239V246H243V247H245V246H250V245H252V243L255 241V239H257V238H255V232L254 231H251ZM107 230V229H106ZM139 230H142V229H139ZM148 229H146V231H147ZM176 230V231H175ZM188 230V229H187ZM248 230V229H247ZM15 231V230H14ZM93 231H95V233H96V231H97V228H96V230H95V228L93 229ZM124 231V232H123ZM172 231H173V233H172ZM185 231V230H184ZM11 232V231H10ZM79 232V233H78ZM132 232V233H131ZM142 232H144L143 230H142ZM148 232V231H147ZM150 232H152V230L150 231ZM150 232H148V235L150 234ZM181 232V233H180ZM186 232H190V230L189 231H186ZM94 233V232H93ZM179 233L180 234H182L183 235V233L184 232H182V231H179ZM114 234H116V235H114ZM144 234H145V232H144ZM154 234V235H155ZM173 234V235H174ZM186 234V233H185ZM190 234H191V232H190ZM5 235V236H4ZM120 235H118V237L120 236ZM186 235H188L189 236V234L187 233ZM208 235V234H207ZM87 236V235H86ZM95 236V235H94ZM108 236V235H107ZM138 236V235H137ZM147 236V235H146ZM165 236V235H164ZM162 237V239H164L165 237ZM191 236V235H190ZM263 236V235H262ZM117 237V236H116ZM179 237V236H178ZM182 236H180V238H181ZM186 236H184L183 238H185ZM80 238V239H79ZM113 238V237H112ZM123 238V237H122ZM122 238H121V241H122ZM147 238H149V237H147ZM158 238V240L161 238H159V237H157ZM175 238V237H174ZM188 238H191V237H188ZM202 238H203V235H202ZM9 239V238H8ZM93 239H95V238H93ZM103 239V238H102ZM102 239H101V241H102ZM167 239V238H166ZM263 240H264V238H262ZM7 240V239H6ZM14 241L16 240V239H13ZM91 240V239H90ZM96 240V239H95ZM94 240V241H95ZM104 240V239H103ZM113 240V239H112ZM126 240H127V238H126ZM126 240H123V241H126ZM146 240V239H145ZM144 240V241H145ZM185 240V239H184ZM86 241V240H85ZM100 241V242H101ZM107 241V240H106ZM114 241V240H113ZM121 241H119V242H117V247L119 246V248H121L120 246H122V245H125L124 243H121ZM128 241H129V239H128ZM147 241H149V240H147ZM164 240H161L160 239V243L161 244H163L164 242H163ZM25 242V241H24ZM133 242V241H132ZM136 242V241H135ZM27 243H28V241H27ZM27 243H23V245L24 246H26L27 245ZM85 243H87V242H85ZM99 243V242H98ZM148 243V242H147ZM147 243H146V245H147ZM153 243V242H152ZM185 243H186V241H185ZM15 244V246H13V247H9L10 249H9V251L11 252V254H12V256H13V260H14V264H18V263H20V260H21V253L20 252H18V253H20V255H18V253L16 252V251H20V249H18V250H16L15 251V249H17L16 248V245H18V241L17 242H15L14 243ZM92 244V243H91ZM110 244V243H109ZM108 244V245H109ZM126 244H128L127 242H126ZM174 244V243H173ZM264 244V243H263ZM85 245H87V244H85ZM84 245V246H85ZM112 245V244H111ZM140 245V244H139ZM159 245V244H158ZM126 246V245H125ZM150 246V245H149ZM179 246V245H178ZM182 246V245H181ZM185 248L186 247H188V246H185V245H183ZM191 246V245H190ZM201 246V245H200ZM22 247V246H21ZM20 247V248H21ZM91 247H92V245H91ZM106 247V246H105ZM152 247H153V245H152ZM170 247H171V245H170ZM180 247V246H179ZM183 247V248H184ZM84 248V247H83ZM86 248V247H85ZM84 248V249H85ZM100 248V245L98 244V245H96V248L94 249V250H98ZM104 248V247H103ZM109 248H110V246H109ZM127 248V247H126ZM132 248V247H131ZM173 248V247H172ZM178 248V247H177ZM182 248V247H181ZM180 248V249H181ZM106 249V248H105ZM118 249V248H117ZM179 248L177 249L178 251L180 250ZM198 249H200V247L199 246H196L195 248H194V250H193V255H192V257H191V259H189V263L190 264H194L193 262H194V254H197V252H198ZM90 250V249H89ZM100 250V249H99ZM107 250H108V248H107ZM113 250V249H112ZM119 250V249H118ZM152 250H154L153 248H152ZM157 250V249H156ZM171 250H173V249H171ZM182 250L183 249H181L180 251H179V253L177 254L178 255V260L179 259H181V258H185L184 260H186L187 258H186V256H183L184 254L183 253H181L182 252ZM83 250H81V252H82ZM85 251V250H84ZM83 251V252H84ZM86 251H87V249H86ZM104 251V250H103ZM114 251V250H113ZM158 251V250H157ZM184 251V250H183ZM200 251V250H199ZM4 252V251H3ZM7 252V251H6ZM98 252H100V251H98ZM115 252V251H114ZM120 252V251H119ZM118 252V253H119ZM170 252V251H169ZM185 252H188V251H185ZM184 252V253H185ZM5 253V252H4ZM60 253V252H59ZM87 253H89L88 251H87ZM86 253V254H87ZM96 253V252H95ZM102 253V255L104 256V254H103V252H101ZM162 253V252H161ZM3 254V253H2ZM5 254H7V253H5ZM121 254H122V252H121ZM125 254V253H124ZM128 254V253H127ZM55 255V254H54ZM59 255V254H58ZM102 255H99V256H102ZM106 255V254H105ZM118 255V254H117ZM252 255V254H251ZM4 256V255H3ZM5 256H8V255H5ZM60 256V255H59ZM116 256V255H115ZM126 256V255H125ZM155 256V255H154ZM173 256V255H172ZM181 256H183V257H181ZM187 256H188V254H187ZM54 257V256H53ZM89 257V256H88ZM158 257H160V256H158ZM157 257V258H158ZM7 258V257H6ZM52 256H48L47 258H46V261H51L52 259ZM91 258V257H90ZM95 258V257H94ZM98 258H100V257H98ZM171 258V257H170ZM250 258V257H249ZM95 259H97V258H95ZM156 259V258H155ZM167 259V258H166ZM7 260V259H6ZM78 260H79V258H78ZM91 260V259H90ZM89 260V261H90ZM111 260H112V258H111ZM161 260V259H160ZM164 260V259H163ZM184 260H181V261H184ZM188 260V259H187ZM12 261V260H11ZM38 261H39V259H38ZM37 261V262H38ZM74 261V260H73ZM88 261V259L86 260V262ZM95 261V260H94ZM114 261V260H113ZM156 261H159V260H156ZM77 262V261H76ZM74 263V264H77V263ZM80 262V261H79ZM83 262H84V260H83ZM97 262V261H96ZM111 262V261H110ZM85 263V262H84ZM103 263V262H102ZM107 263V262H106ZM105 263V264H106ZM113 263V262H112ZM161 263V262H160ZM167 263V262H166ZM39 264H46V262L45 261H43L42 263H39ZM80 264H83V263H81L80 262ZM86 264H89V263H86ZM107 264H109V263H107ZM117 264V263H116ZM175 264V263H174Z\"/></svg>",
    "mask_w": 264,
    "mask_h": 264
},
{
    "label": "built area",
    "instance_id": "obj_3",
    "mask_svg": "<svg viewBox=\"0 0 264 264\" xmlns=\"http://www.w3.org/2000/svg\"><path fill=\"white\" fill-rule=\"evenodd\" d=\"M51 252H52V249H50L49 251H47L46 252L47 254H45L43 257H41L38 262H35L36 261L35 260V261L32 262V264H39V263H42L43 261H45L46 264H53L50 261H46V258L51 254Z\"/></svg>",
    "mask_w": 264,
    "mask_h": 264
}]
</instances>
